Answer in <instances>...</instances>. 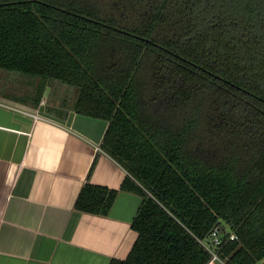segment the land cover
Returning a JSON list of instances; mask_svg holds the SVG:
<instances>
[{
    "label": "trees",
    "instance_id": "1",
    "mask_svg": "<svg viewBox=\"0 0 264 264\" xmlns=\"http://www.w3.org/2000/svg\"><path fill=\"white\" fill-rule=\"evenodd\" d=\"M0 70L36 80L23 102L56 81L77 94L49 111L109 121L101 147L142 195L109 264H206L215 226L226 264L264 259V0H0ZM119 189L87 181L76 207Z\"/></svg>",
    "mask_w": 264,
    "mask_h": 264
},
{
    "label": "crops",
    "instance_id": "2",
    "mask_svg": "<svg viewBox=\"0 0 264 264\" xmlns=\"http://www.w3.org/2000/svg\"><path fill=\"white\" fill-rule=\"evenodd\" d=\"M59 85L49 82L35 105L18 97L28 87L0 84V264H109L137 238L142 195L120 188L129 172L101 147L109 121L68 106L49 111L63 102L43 105L52 90L63 93ZM87 181L120 188L107 213L76 207Z\"/></svg>",
    "mask_w": 264,
    "mask_h": 264
},
{
    "label": "rangeland",
    "instance_id": "3",
    "mask_svg": "<svg viewBox=\"0 0 264 264\" xmlns=\"http://www.w3.org/2000/svg\"><path fill=\"white\" fill-rule=\"evenodd\" d=\"M18 83V85H22L25 87H32L35 83L36 80L35 79H30L28 76L23 75L21 73H7L6 71H1L0 70V84L1 83ZM59 83V82H57ZM60 84V83H59ZM60 87H62L63 90V95L59 90H52V94H51V98L48 97V99L45 98V102L43 103L44 106H48V104H50L51 101H54V103H56V101L54 100L55 98L59 99L57 100L58 103H60L63 98H66V101H70L68 99H73L77 92L76 90H74L72 87H68L65 84H60ZM55 89V88H54ZM51 100V101H50ZM43 106V107H44ZM261 264H264V259L261 261Z\"/></svg>",
    "mask_w": 264,
    "mask_h": 264
},
{
    "label": "built area",
    "instance_id": "4",
    "mask_svg": "<svg viewBox=\"0 0 264 264\" xmlns=\"http://www.w3.org/2000/svg\"><path fill=\"white\" fill-rule=\"evenodd\" d=\"M0 105H6V104H5V102L0 101ZM11 107H14V109H18L20 111H23V112L31 115L34 118V120L44 118V116L41 115L38 111L25 110L23 108H19L16 106H11ZM219 232H220L219 227L215 226V228L213 229V231L210 235L211 241L204 243L205 247L211 253V258L209 259V261L206 264H226L225 261L220 257L218 249L215 248V246L221 242ZM230 237L234 238L235 234L232 233ZM256 264H261V263L258 262Z\"/></svg>",
    "mask_w": 264,
    "mask_h": 264
}]
</instances>
